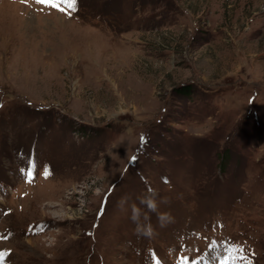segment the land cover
<instances>
[{"label": "rangeland", "instance_id": "rangeland-1", "mask_svg": "<svg viewBox=\"0 0 264 264\" xmlns=\"http://www.w3.org/2000/svg\"><path fill=\"white\" fill-rule=\"evenodd\" d=\"M60 8L0 0V264H264V0Z\"/></svg>", "mask_w": 264, "mask_h": 264}, {"label": "clouds", "instance_id": "clouds-1", "mask_svg": "<svg viewBox=\"0 0 264 264\" xmlns=\"http://www.w3.org/2000/svg\"><path fill=\"white\" fill-rule=\"evenodd\" d=\"M128 197L121 198L119 206L123 209L128 205ZM136 201L129 205L131 214L129 219L135 226L134 235L138 238L154 239L157 235V226L161 229L167 228L174 223L175 218L170 212L161 211L162 205H167L170 201L166 197H161L157 190L149 188L146 194H140ZM152 215L156 216V225L152 223Z\"/></svg>", "mask_w": 264, "mask_h": 264}, {"label": "snow or ice", "instance_id": "snow-or-ice-1", "mask_svg": "<svg viewBox=\"0 0 264 264\" xmlns=\"http://www.w3.org/2000/svg\"><path fill=\"white\" fill-rule=\"evenodd\" d=\"M35 2L38 5L50 6V7L57 8V9L63 11V9L60 8V4L61 3H68L69 4V7H72L74 9V6H75L77 0H35ZM135 159L136 158L133 157V160H135ZM48 175H49V173L46 171L45 172V177L47 178ZM28 176L31 177L32 176V173L29 172L28 173ZM29 182H31V179H29ZM165 182H167V181H165ZM2 259H3V256L0 255V260H2ZM178 264H189V261H188L187 257H181L178 260ZM194 264H199V262H194ZM249 264H251L250 261H249Z\"/></svg>", "mask_w": 264, "mask_h": 264}]
</instances>
